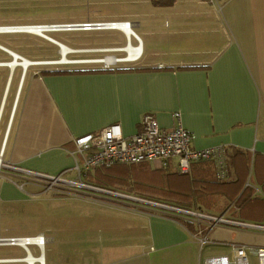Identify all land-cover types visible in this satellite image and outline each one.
<instances>
[{
	"label": "crops",
	"instance_id": "1",
	"mask_svg": "<svg viewBox=\"0 0 264 264\" xmlns=\"http://www.w3.org/2000/svg\"><path fill=\"white\" fill-rule=\"evenodd\" d=\"M128 3L135 5L134 13L102 21L131 23L141 47L133 62L104 66L100 59L80 55L64 62L61 53V60L58 55L41 58L0 43V152L2 162L16 168L2 169L0 205H20L33 195L59 197L61 203L90 211L78 221L61 218L54 224L55 233H62L81 221L88 227L84 235L95 234L102 241L99 249L81 257L84 264H206L209 258L230 257L233 246H264V234L255 231L208 229L193 217L96 190L47 192L28 180L27 173L80 180L94 188L264 225V0ZM104 30L119 40L103 47L124 43L123 32ZM8 50L30 62L26 70L19 64L5 66L13 60ZM174 112L192 135L193 148H224L223 178L212 161L193 162L182 173L177 158L166 165L98 167L80 176L74 169L80 163L76 138L110 124H119L123 135L131 136L146 113L160 128H171ZM120 179L137 190L115 185ZM80 202L90 206L80 208ZM247 255L253 254L247 250Z\"/></svg>",
	"mask_w": 264,
	"mask_h": 264
},
{
	"label": "rangeland",
	"instance_id": "2",
	"mask_svg": "<svg viewBox=\"0 0 264 264\" xmlns=\"http://www.w3.org/2000/svg\"><path fill=\"white\" fill-rule=\"evenodd\" d=\"M134 7L135 5L128 3V0H0V27L28 25L49 27V31H43L38 35L34 33L4 34L0 36V43L13 47L15 50L24 48L23 51L28 55L41 58L58 55V59L61 60L60 47L58 46L60 43L71 51L64 56L66 61H70L75 55L83 56V59H105L104 56L116 55L114 60H123L127 58L126 52L123 50L126 46L125 35L124 43L118 48L103 47L102 45H107L111 41H118L119 36L113 37L112 33L103 32L104 29H61L57 31L51 27H55L52 25L82 22L101 23L102 20L131 15L135 12ZM134 37L130 39L132 47L138 45L135 40L137 38ZM116 38L118 40H115ZM147 54V48H145L144 57ZM123 61L116 62V64L122 65L125 62H133L128 59ZM1 172L2 169L0 175ZM27 176L32 183L44 186L43 180L39 177ZM29 189L34 191L32 187ZM47 196L51 197V193ZM57 198L56 200L46 198L43 200L31 195L28 202L20 205H0V236H35L39 231H44L45 238L54 239V243L48 241L44 248L43 256L46 264H84L81 257H84L88 252L99 249L102 246V241L95 234L94 236L84 235L88 227L83 228L86 224L81 221L79 226L75 223V227L66 228L65 232L62 233H55L57 228L54 227V224L55 220L61 221V218L71 222L73 217L75 221H78V216L87 217L86 214L90 211L80 210L69 201L63 200L61 203L60 198ZM78 204H80V208L90 206L82 202ZM81 220L86 219L81 218ZM262 221H264V216H262ZM61 238L63 243H59ZM30 250L33 255L37 254L34 247H30ZM22 251L16 246H0V259L23 258L25 253ZM80 259L82 262L79 261ZM248 260L249 264H257V259L253 255H249Z\"/></svg>",
	"mask_w": 264,
	"mask_h": 264
},
{
	"label": "built area",
	"instance_id": "3",
	"mask_svg": "<svg viewBox=\"0 0 264 264\" xmlns=\"http://www.w3.org/2000/svg\"><path fill=\"white\" fill-rule=\"evenodd\" d=\"M92 24L104 26L99 29L117 30L116 27L107 26L109 24L130 25L131 23H73L52 26L57 27V31L61 29L93 30L95 28L88 26ZM10 27L16 26L0 27V33H27L25 31L10 32L7 30H3L5 28ZM59 27L64 28L60 29ZM132 34L133 36H135L133 31ZM140 53L141 51L139 52V54L135 55V57L130 61L137 60L140 57ZM123 60L115 59V62H112V64H116V62H122ZM98 61L101 62L104 66L109 65L104 61V59H100ZM172 119L174 121L172 127L162 129L159 127L155 117L152 114L146 113L141 118L138 131L131 136H124L119 124H110L97 133L86 134L76 138L74 140V144L76 146V153L80 158V163H75L74 169L80 176L83 173H87V171H89L90 169L98 167H111L115 164L130 165L141 162L154 161H160L163 165H166L167 161L171 158H177V168L182 173L187 172L190 168L191 163L193 162L212 161L216 167L218 177L223 178L226 174L224 148L220 146L205 149L193 148L191 145L193 137L188 131H186L182 127L179 112H174L172 114ZM1 156L2 152H0V171L1 169H16L8 164L3 163ZM27 175L39 177L40 179H42L44 184V186L42 187L47 192L55 190L60 191V189L65 190L67 188L96 190L100 193H105L107 195L114 196L120 199L138 202L159 208L161 210L171 211L188 217H193L198 221L206 222L208 229L219 226H225L228 228L244 229L264 234V225L262 224H247L235 220H229L222 216H210L197 211L185 210L178 207L170 206L168 204L145 200L138 197L125 195L119 192L94 188L80 182V180H65L61 177H49L34 173H27ZM1 241L3 242H0V244L3 243L5 245L19 247L23 250L25 256L23 258L18 259H0L3 261H0V264H29L28 262L22 261L23 259L29 257H31L33 260L32 264H44L38 260L39 257H43L44 248L47 243V238H45L43 234H37L35 236L11 237L3 239ZM30 247L35 248V250L37 251L36 255L32 254ZM247 250L250 251L256 257L257 264H264V246L246 247L242 245L233 246L230 257L220 256L215 258H209L206 260V264H249Z\"/></svg>",
	"mask_w": 264,
	"mask_h": 264
},
{
	"label": "bare ground",
	"instance_id": "4",
	"mask_svg": "<svg viewBox=\"0 0 264 264\" xmlns=\"http://www.w3.org/2000/svg\"><path fill=\"white\" fill-rule=\"evenodd\" d=\"M96 23H100V22H96ZM89 27H93V28H95V29H99V28H101V27H104V26H102V25H98V24H92V25H88ZM116 27V29L117 30H119V31H121V32H123V34L125 35V38H126V46H125V48L123 49L125 52H126V55H127V58L126 59H129V60H132L134 57H135V55H137V54H139V52L141 51V47H140V45H139V42H138V40L137 39H135L136 40V42L138 43V45L137 46H135V47H132L131 46V44H130V39H131V37H134L133 36V34H132V31H131V28H130V25H123V24H113V25H111V24H109L107 27ZM51 28H57V27H51ZM60 28V27H59ZM61 28H64V27H61ZM60 28V29H61ZM49 29V27H46V26H40V25H37V26H34V25H28V26H16V27H10V28H5V29H3V30H7V31H10V32H17V31H25V32H27V33H34V34H36V35H38V34H40L41 32H43V31H49L48 30ZM54 30V29H53ZM135 38V37H134ZM60 46V53L62 54V55H66L67 53H69V52H71L70 51V49L68 48V47H66V46H64L63 44H59ZM7 52H9V51H7ZM63 60H61V61H66L65 59V57H63L62 58ZM98 61V60H97ZM104 61L106 62V63H109V62H115V60H114V58L113 57H108V58H105L104 59ZM17 62H20V61H10V62H8V63H6L5 64V66H7V67H9L10 69H13L16 65H17ZM24 62V65H25V68L30 64H27L29 61H27V60H24L23 61ZM59 62V61H58ZM124 62V61H123ZM33 63V62H32ZM27 64V65H26ZM43 258L44 257H39V261L41 262V263H43ZM0 261H2V260H0ZM23 262H28L29 264H32V258L31 257H29V258H25V259H23L22 260ZM3 262V261H2Z\"/></svg>",
	"mask_w": 264,
	"mask_h": 264
},
{
	"label": "trees",
	"instance_id": "5",
	"mask_svg": "<svg viewBox=\"0 0 264 264\" xmlns=\"http://www.w3.org/2000/svg\"><path fill=\"white\" fill-rule=\"evenodd\" d=\"M112 167H109V168H101L100 170H109V169H111ZM107 179H109V176H107ZM120 181L121 182H114L115 183V185H119V184H117V183H123V187H127V189L129 188L128 186H129V184H127L126 185V183H128L127 182V180H124V179H120ZM130 190H133V191H136L137 189H132V188H129ZM113 191V190H112ZM146 197H148V198H151V196L150 195H147Z\"/></svg>",
	"mask_w": 264,
	"mask_h": 264
},
{
	"label": "water",
	"instance_id": "6",
	"mask_svg": "<svg viewBox=\"0 0 264 264\" xmlns=\"http://www.w3.org/2000/svg\"><path fill=\"white\" fill-rule=\"evenodd\" d=\"M60 46V45H59ZM9 54L12 56V58H13V61L15 62L17 59H20L21 60V62H17V64H19V65H21L22 67H23V70H25V65H24V59H22V58H20L17 54H14V53H12V52H9ZM64 55H62V57H63ZM30 62H28L27 64H29ZM26 64V65H27ZM1 240H3V239H0V242H3V241H1Z\"/></svg>",
	"mask_w": 264,
	"mask_h": 264
}]
</instances>
